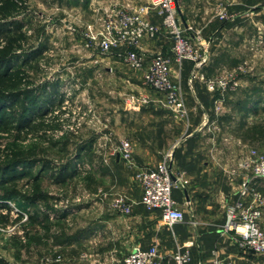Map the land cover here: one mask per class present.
I'll return each mask as SVG.
<instances>
[{
	"label": "rangeland",
	"instance_id": "obj_1",
	"mask_svg": "<svg viewBox=\"0 0 264 264\" xmlns=\"http://www.w3.org/2000/svg\"><path fill=\"white\" fill-rule=\"evenodd\" d=\"M3 1L0 21L17 19L24 26L9 35L10 43L0 40V54H25L46 46L38 58L24 65L16 63L9 79L21 86L29 79L30 87L58 80V88L51 111L37 115L31 128L18 132L10 127L0 132V165L17 153L21 158L69 163L73 175L56 183L43 172L34 180L37 165L30 169L29 178L0 188V264H110L123 256L108 250L112 234H106L102 216L120 215L110 208L117 193L130 199L133 190H141L137 168L123 160L118 168L113 167L114 152L127 138L122 135L121 120H132L139 127L149 125L154 146L160 150L158 161L172 154L186 125L185 118L153 102L126 108L130 93L155 97L154 92L145 88L139 72L123 62L120 51H93L98 61H90L92 51L83 45L85 28L96 23L104 8L144 0H102V5L93 0L97 8L91 9L89 0H12L11 7ZM178 5L187 35L197 37L196 41L200 38L208 51L201 72L210 78L226 77L229 86L221 92L208 90L196 78L189 83L190 64L182 63L180 68L173 64V78L182 74L184 99L185 89L196 84L211 96H225L226 103H231V123L213 130L230 136L231 148L264 154V26L259 23L264 18V0H178ZM156 42L163 48L152 55H170L168 39L160 36ZM20 106L21 102L6 112L17 114ZM213 112L227 114L225 108ZM155 117L160 121H151ZM39 121L44 123L37 125ZM236 136L243 142L234 144Z\"/></svg>",
	"mask_w": 264,
	"mask_h": 264
},
{
	"label": "crops",
	"instance_id": "obj_2",
	"mask_svg": "<svg viewBox=\"0 0 264 264\" xmlns=\"http://www.w3.org/2000/svg\"><path fill=\"white\" fill-rule=\"evenodd\" d=\"M110 1L124 3L126 0ZM89 4L90 9L97 8L93 0H89ZM98 4L102 5V0ZM262 13L264 15V11ZM259 23L264 26V18ZM161 47L163 48L156 40L141 43L145 64L154 52L162 50ZM167 49L169 51L168 46ZM91 53L90 61H98V55ZM185 91L188 116L170 162L171 173L176 181L172 188V198L183 211L184 220L170 227L163 225L158 210H147L140 204L141 190L136 188L130 196L133 202L130 214L116 215L109 212L102 216L106 234H112L108 250H115L124 256L132 246L146 248L156 242L161 257L160 264H174L173 254L177 247L181 251H189L190 264L208 263L214 249L233 260L234 264H264V254L252 255L240 250L231 235L220 231L226 207L240 199L239 190L243 180L248 179L250 188L264 194V179L252 178L250 165H244L245 160L251 157V149L231 148V137L213 130L214 126L231 123V103H226L225 96H211L199 84ZM248 92L253 91L250 88ZM132 106L135 105H125L126 108ZM223 108L227 110V114H220L218 111L215 115L213 112L214 109ZM143 109L148 112L147 107ZM156 117L151 121H160ZM120 124L122 135L127 137L125 139L129 138L133 145L136 163L147 167L157 163L160 150L154 146L149 125L145 127L141 124L139 127L128 119L121 120ZM105 125L106 128L109 127L108 124ZM233 142L239 144L243 140L236 136ZM121 161L116 154L113 167L118 168ZM263 216L264 208L260 218V225L264 228Z\"/></svg>",
	"mask_w": 264,
	"mask_h": 264
},
{
	"label": "built area",
	"instance_id": "obj_3",
	"mask_svg": "<svg viewBox=\"0 0 264 264\" xmlns=\"http://www.w3.org/2000/svg\"><path fill=\"white\" fill-rule=\"evenodd\" d=\"M178 0H144L142 4L104 8L96 23L89 24L85 31L84 47L98 53L121 51L123 62L131 69L140 72L145 88L152 90L155 97L148 93H130L126 104L146 105L153 102L169 109L174 116L187 118L183 88L180 75L173 78L172 64L179 68L184 61L192 62L188 78L199 79L210 90L223 92L228 86L226 77L210 78L201 72L208 61V51L201 39L187 35L180 18ZM158 19H153L152 16ZM189 29V27H188ZM164 36L170 43V55L157 52L145 64V56L141 51V43L145 40H156ZM110 134V133H109ZM133 145L128 139H122L114 154L126 164L138 170L135 173L140 183V204L147 210H158L160 222L166 226L184 220V213L176 206L172 198L175 180L172 178L169 164L171 155L163 158L151 167H136L133 157ZM251 157L244 165L251 168L252 178L264 179V154L250 150ZM239 198L228 205L225 220L220 231L231 235L237 247L252 255L264 254V228L260 225L264 194L248 186V179L243 180L239 190ZM133 202L124 193H117L111 200V210L123 215L131 212ZM27 216L25 215V218ZM160 254L156 242L146 248L132 246L129 252L110 264H160ZM174 264H190L188 250L181 251L177 247L173 254ZM203 264V263H198ZM206 264H234L230 258L212 250L211 258Z\"/></svg>",
	"mask_w": 264,
	"mask_h": 264
},
{
	"label": "trees",
	"instance_id": "obj_4",
	"mask_svg": "<svg viewBox=\"0 0 264 264\" xmlns=\"http://www.w3.org/2000/svg\"><path fill=\"white\" fill-rule=\"evenodd\" d=\"M6 7L13 6L12 0H4ZM23 23L17 19L0 21V40L11 42L9 35L16 33L23 27ZM46 46H37L25 54L6 53L0 54V132H7L9 128L18 132L28 130L33 125V120L37 115H46L51 111L56 102L58 80H45L39 86L30 87L32 81L25 79L18 84L9 79L15 71L16 63L21 65L28 63L42 55ZM185 66L192 67V62L184 61ZM186 68V67H185ZM40 98L41 101H38ZM62 101L61 97L57 100ZM21 102L20 110L17 114H8L6 109L13 108ZM44 123L39 121L37 125ZM21 154H13L0 165V188L6 183L30 176V169L39 166L38 172L33 179H38L41 173L48 172L49 176L56 182H65L73 175L70 164H54L50 161L37 159L34 156L21 158ZM32 155V154H31ZM5 207L6 205L3 204Z\"/></svg>",
	"mask_w": 264,
	"mask_h": 264
},
{
	"label": "water",
	"instance_id": "obj_5",
	"mask_svg": "<svg viewBox=\"0 0 264 264\" xmlns=\"http://www.w3.org/2000/svg\"><path fill=\"white\" fill-rule=\"evenodd\" d=\"M184 24H185V23H184ZM185 25H186V24H185ZM117 155H118V154H117ZM118 157H119V156H118ZM169 170H171V164H169ZM171 175H172V174H171ZM172 178L175 179L173 175H172Z\"/></svg>",
	"mask_w": 264,
	"mask_h": 264
}]
</instances>
